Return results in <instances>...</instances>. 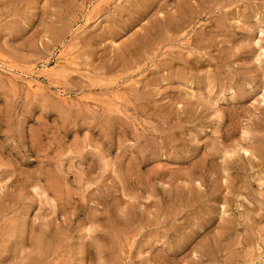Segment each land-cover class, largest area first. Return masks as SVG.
Listing matches in <instances>:
<instances>
[{"label":"rangeland","instance_id":"obj_1","mask_svg":"<svg viewBox=\"0 0 264 264\" xmlns=\"http://www.w3.org/2000/svg\"><path fill=\"white\" fill-rule=\"evenodd\" d=\"M0 264H264V0H0Z\"/></svg>","mask_w":264,"mask_h":264}]
</instances>
